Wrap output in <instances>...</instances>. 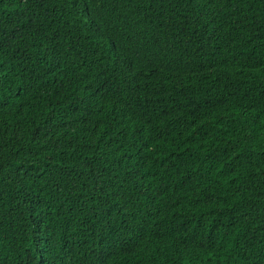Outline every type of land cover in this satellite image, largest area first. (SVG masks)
Here are the masks:
<instances>
[{
    "label": "trees",
    "instance_id": "obj_1",
    "mask_svg": "<svg viewBox=\"0 0 264 264\" xmlns=\"http://www.w3.org/2000/svg\"><path fill=\"white\" fill-rule=\"evenodd\" d=\"M0 264H264V0H0Z\"/></svg>",
    "mask_w": 264,
    "mask_h": 264
}]
</instances>
